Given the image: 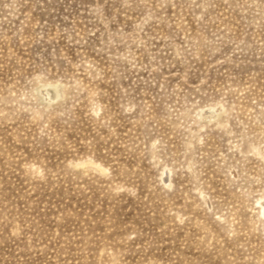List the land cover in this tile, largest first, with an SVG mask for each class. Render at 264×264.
Returning <instances> with one entry per match:
<instances>
[{
    "label": "rangeland",
    "instance_id": "374dc122",
    "mask_svg": "<svg viewBox=\"0 0 264 264\" xmlns=\"http://www.w3.org/2000/svg\"><path fill=\"white\" fill-rule=\"evenodd\" d=\"M0 264H264V0H0Z\"/></svg>",
    "mask_w": 264,
    "mask_h": 264
}]
</instances>
